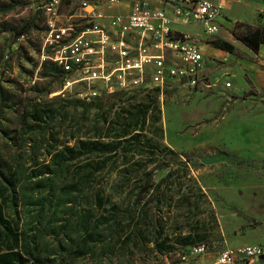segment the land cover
Instances as JSON below:
<instances>
[{
    "label": "rangeland",
    "instance_id": "374dc122",
    "mask_svg": "<svg viewBox=\"0 0 264 264\" xmlns=\"http://www.w3.org/2000/svg\"><path fill=\"white\" fill-rule=\"evenodd\" d=\"M43 2L0 0V208L17 238L1 234L0 252L11 244L25 264H195L199 243L264 242V74L240 76L205 52L195 89L111 97L97 83L65 86L47 58ZM32 17L18 39L1 31ZM183 30L204 50L216 38ZM77 141L82 155L60 164L56 152Z\"/></svg>",
    "mask_w": 264,
    "mask_h": 264
},
{
    "label": "built area",
    "instance_id": "2783aa9c",
    "mask_svg": "<svg viewBox=\"0 0 264 264\" xmlns=\"http://www.w3.org/2000/svg\"><path fill=\"white\" fill-rule=\"evenodd\" d=\"M121 1L78 0L75 9L62 11L61 0H44V46L64 85L97 83L108 94L138 89L161 94L172 85H203L202 39L176 26L199 24L203 35L215 36L220 6L209 0H169L166 9L152 0H128L126 14L103 13L105 6ZM189 254L195 264H264V242L219 250L199 243Z\"/></svg>",
    "mask_w": 264,
    "mask_h": 264
},
{
    "label": "crops",
    "instance_id": "0c3cea01",
    "mask_svg": "<svg viewBox=\"0 0 264 264\" xmlns=\"http://www.w3.org/2000/svg\"><path fill=\"white\" fill-rule=\"evenodd\" d=\"M169 0H152V2L160 7L163 6L168 9L166 2ZM220 6V15L217 19L218 32L215 36L225 40L235 47L238 43L233 39L231 31L233 27L238 24H244L250 27H259L264 29V0H209ZM130 1L122 0L121 2L113 5H108L103 8V13L111 14H126L129 10ZM106 17L101 21H105ZM184 26H176V29L183 30ZM204 63L203 73H205L209 66L205 65V60L209 59L205 52L211 56L230 63V66L241 75L264 74V46H259L258 50L254 53L249 51L246 47L241 45L240 54L237 56L230 55L224 51L208 46L204 50ZM172 85L171 87H174Z\"/></svg>",
    "mask_w": 264,
    "mask_h": 264
},
{
    "label": "trees",
    "instance_id": "16d2710c",
    "mask_svg": "<svg viewBox=\"0 0 264 264\" xmlns=\"http://www.w3.org/2000/svg\"><path fill=\"white\" fill-rule=\"evenodd\" d=\"M33 20H34V17L29 18L23 21L18 28L1 30V31H10L12 32L13 37L15 39H18L27 33V31L32 26ZM231 35L233 39L236 40L239 44H241L242 46L246 47L249 51L254 52V53L258 50L259 46L261 45L264 46V29L262 28L250 27V26L238 23L233 27V30L231 31ZM208 43L213 48L224 51L230 55L237 56V53L233 45L225 40L214 38L210 40ZM147 90H150L151 92L158 94L157 89H147ZM124 94H127V93L114 92L112 94H109V96L120 97ZM137 113L138 114H136L135 117L143 120L144 111L140 110ZM140 113H141V116H140ZM132 118H134V116L130 115V117L126 119V122L127 121L131 122ZM31 119H33L35 123L41 120L37 112L32 113ZM128 123H126L123 126L124 130L121 133L123 136L127 134L129 127H131V124H128ZM80 145L82 148H84L85 143L84 142L80 143L77 141L74 146L72 147L66 146L65 148H63V150L57 151L56 152L57 154L54 157L58 158V161H60L59 162L60 164L65 163L66 161L68 162L75 161L82 155ZM100 145L101 147L104 148V150L107 151V153L114 152L117 148L116 144H114L113 146H108L107 144H100ZM106 161H107L106 159L101 160L98 170H101L105 167ZM148 182L149 180L146 182V187H147ZM146 190L147 188L145 189V191ZM141 198L142 196L140 193V195L137 196V201L141 200ZM1 234L6 238L8 242L13 243L14 245L17 244V238L16 236H14V234H12V229L9 226V223L7 222V220L3 218L2 210L0 208V235ZM26 262L27 260H25L24 256H22L19 252L15 251L11 244L7 246V250L5 252H2V253L0 252V264H25Z\"/></svg>",
    "mask_w": 264,
    "mask_h": 264
}]
</instances>
